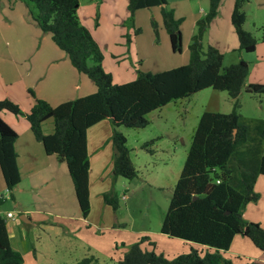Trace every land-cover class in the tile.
I'll list each match as a JSON object with an SVG mask.
<instances>
[{"label": "trees", "instance_id": "trees-1", "mask_svg": "<svg viewBox=\"0 0 264 264\" xmlns=\"http://www.w3.org/2000/svg\"><path fill=\"white\" fill-rule=\"evenodd\" d=\"M24 1L32 5L28 9L29 18L42 32L49 34L71 66L92 81L95 91L52 106L34 98L28 90L33 104L26 113L7 99L0 100V111L23 115L44 153L55 155L65 164L81 218L89 211L85 149L88 127L109 119L112 174L131 180L136 170L129 158L126 138L117 130L118 126L143 128L148 122L145 115L150 111L207 87L225 91L232 101L227 113L203 111L199 115L160 222L159 231L187 243L188 251L169 258L143 250L141 245H153V242L149 236L141 235L121 252L115 264H236L222 255L236 234L264 252V230L258 223L241 216L243 206L258 198L253 186L257 175H264V155H259V144L253 155H247L246 149H238L249 141L252 128L249 121L240 116L237 100L241 92L264 94V84L246 83L248 67L243 59L222 66V53L210 44H201L206 27L218 14L221 0H207V9L195 21L187 46V63L153 73L136 70L132 80L120 84L112 83L110 74L102 69V53L90 31L76 16L77 0ZM247 1L233 0L229 20L237 40L236 49L251 52L258 41L264 42V26L260 28L258 40L242 28L245 19L242 6ZM152 6L160 8L170 50L180 52V18L174 17L165 0H127L126 3L130 18L135 10ZM151 26L156 41L158 34L153 21ZM138 31L135 29L133 34ZM47 119L52 120V132L43 134L40 126ZM258 121L254 128L260 136L262 129ZM15 137L16 133L0 119V174L9 197L20 180L12 148ZM151 142H142L140 147L151 153ZM101 197L104 204L116 209L118 199L114 193L106 192ZM21 262L22 255L10 247L5 222L0 218V264ZM75 264L97 263L96 258L89 255ZM241 264L264 262L245 259Z\"/></svg>", "mask_w": 264, "mask_h": 264}, {"label": "rangeland", "instance_id": "rangeland-1", "mask_svg": "<svg viewBox=\"0 0 264 264\" xmlns=\"http://www.w3.org/2000/svg\"><path fill=\"white\" fill-rule=\"evenodd\" d=\"M11 1H18L25 8L26 15L28 16V9L32 8V5H27L24 0ZM77 1L78 5L75 13L79 23L96 36L98 41L103 42L110 35L116 36L118 33L117 28L122 31L119 38L121 43L118 44L127 46L130 43L131 49L137 46L139 58H141L142 55L147 54L149 49L152 48L150 44H159L158 37L159 41L161 40V36L166 38V33L161 23L159 6L137 9V12L140 13L135 20L133 16L129 17L126 5L124 6V2L120 4V0ZM196 2V0H187L190 12L195 13L197 16L199 15L198 18H200L202 14L197 10L198 3ZM125 9V14L122 16L121 13ZM154 10L155 12L157 10L158 17L156 18L152 14ZM242 11L245 15L242 28L250 32L258 40L260 28L264 26V0H248V2L243 4ZM151 21L155 24L158 34V37L156 35V41ZM135 29H139V31L134 36ZM232 33L234 34L233 31ZM127 38H129V41H126ZM104 45L105 42H103L102 47ZM142 46H145L144 50L140 49ZM237 55H240L241 59L247 63L248 72L246 80L251 76H255L254 68L258 61L255 50L251 52L239 51L237 49L232 50L224 54L222 66L234 63V61L236 62ZM104 66L107 69L105 72L111 71L113 81L119 82L132 80L136 75V70L153 73L159 72L160 69L166 67L149 64L147 59H143L142 63L131 60L125 50H122L119 54H115L114 57L110 56L108 51ZM237 100L240 116L249 121L252 128L251 138L249 136V141L238 147V149H246L247 155H253L259 144V155H264V94L258 95L241 92ZM231 106L232 101L225 91L213 90L207 87L150 111L145 115L148 122L143 128L132 129L118 126L117 130L126 138L129 158L136 170V176L131 180H127L121 176H117L116 181L111 179L106 181L107 178L105 176H101V179H99L105 180V184L115 190V195L118 199L116 209H111L115 215L114 227L109 230H98L97 228H92L87 223H83L81 218L80 221L73 219L72 206H66L64 201H61L58 207L54 206L52 211L53 213L62 211L61 213L64 212V215L72 217L53 216V222L55 223H50L49 221L35 225L24 224L18 219V213L15 211L13 219L25 230L24 239L22 241L19 239V251L32 252L35 258L34 262L31 261L33 264H75L82 257L89 255L96 258L97 264H115L117 258L121 256V252L128 245L135 243L139 236L147 235L153 242V245L144 243L140 246L143 250H151L156 254H162L169 258L175 255L173 254V249L177 248V246L183 248L184 251L182 252H187L189 247L187 243L159 232L160 222L166 210L172 186L181 169L187 147L190 143L191 133L199 115L203 111L227 113L231 110ZM256 121L260 122L261 125L260 129H262V132L260 136H258V131L254 128ZM148 140H152L149 145V148L152 150L151 153L140 147L142 142ZM260 178V181L256 183V187H253V190L258 194V198L256 201L248 202L243 206L241 216L248 221L258 223L264 230V175ZM92 184L95 185L93 191ZM100 189L102 188H100L96 178H90V198H88V201L90 199V216L92 219H98L100 216L98 207L99 202H101V197L98 195ZM62 191L64 192L61 196L63 198L65 195L69 196L75 213H78L69 178L67 191L65 189ZM121 194L129 197V200L121 199ZM17 195L25 198L28 202V194L22 192L17 193ZM6 196L7 194L3 190L2 196H0V205L4 203L12 204L11 199ZM49 197L52 196L49 195ZM125 203L126 206H124ZM60 222L72 224L75 228H72L71 232L68 233L63 227L59 226L58 223ZM238 236L242 238L241 235ZM106 239H109V243L112 239L115 241L111 242V244L107 243V248L108 246L109 248L103 253L99 248L106 247L103 244V241ZM244 240L245 245L236 246L238 247L236 251L239 254H233L226 250L222 255L230 258L236 264L243 263L245 259L255 260L257 256H254V252L264 257L263 251L254 247L247 238H244ZM235 256H239L240 258H236ZM28 261H26V264H31Z\"/></svg>", "mask_w": 264, "mask_h": 264}, {"label": "crops", "instance_id": "crops-1", "mask_svg": "<svg viewBox=\"0 0 264 264\" xmlns=\"http://www.w3.org/2000/svg\"><path fill=\"white\" fill-rule=\"evenodd\" d=\"M126 1L120 0V4L124 2L125 6ZM165 1L167 6L172 9L174 17L180 18V52H172L170 50L167 35L166 38L161 36L160 41L158 37L160 46L159 44H150L152 48L149 49V52L139 58L137 46L131 49L130 43L127 46L118 44L121 43L119 41L122 34L121 30L116 28L118 30L117 35H110L107 40L103 41L105 42L104 47H102L103 42L98 41L96 36L91 34L102 51L101 67L104 71H107L104 62L108 51L110 56L114 57L115 54H119L122 50H125L131 60L142 63L143 59H147L149 64L166 66L160 69V71L187 63V46L194 32L195 21L199 15L197 16L195 13L190 12L187 0ZM196 1L198 3L197 10L203 15L207 9L208 1ZM232 3L233 0H221L218 14L210 21L201 39L202 45L210 44L217 48L222 53V60L224 54L237 48V40L232 33L233 30L229 23ZM125 11L126 9L121 13L122 16H124ZM139 13L137 10L134 12L133 17L135 20ZM152 14L155 18L158 17L157 10L156 12L154 10ZM140 49L144 50L145 46H142ZM254 50L258 59L257 65L254 68L256 75L249 76L248 80L245 79L246 83L264 82V42H258ZM238 58H241L240 55L236 56V60ZM108 73L113 83L120 84L126 82L113 81L111 71H108ZM28 90H31L34 98L42 99L50 105L55 106L61 102L91 94L95 91V87L90 79L71 66L65 53L53 43L49 34L42 32L28 18L25 8L18 1L0 0V100L7 99L16 104L22 113H26L33 104V97L28 93ZM0 119L16 133L12 148L15 153V163L20 180L11 191L12 197H9L5 192L0 174V196H2V191L4 190L7 194L6 197L11 199L12 202V204L4 203L0 205V215H3L5 212H11V216L3 220L10 247L19 251V239L21 241L24 239L25 230L13 219L15 211L18 213V219L20 215H24L28 219L26 222L19 219L24 224L35 225L49 221L50 223H55L53 222V216L72 217L64 215V212L61 213L62 211L53 213V207H58L61 201H64L66 206H72L73 219L80 221L81 217L78 214L79 210L78 213H75L69 196L65 195L64 198L61 196L64 192L62 190L65 189L67 191L69 178L63 162H59L53 154L47 155L44 153L40 142L34 139L28 122L23 115H15L2 110L0 111ZM40 128L43 134L51 133L52 120L47 119L43 121ZM110 133L111 125L107 118L91 125L85 131V149L88 159V198H90V178H96L100 188H102L98 191L99 197L106 192L115 194V190L112 187H108L105 184V180L102 179L104 182L99 180L101 176H105L107 178L106 181L108 179L116 181L111 168L113 150L110 142ZM261 176L257 175L253 187H256V183L260 181ZM94 187L95 185L92 184V191ZM22 192L28 194V202L25 198L17 195V193ZM49 195L52 197H49ZM120 198L129 200V197H125L122 194ZM102 203L101 197V202L98 205L100 216L98 219H92L90 216L91 203L89 199L88 214L85 218L81 219L83 223H87L92 228L109 230L115 224L114 211L111 210L109 205ZM124 206H126V203ZM49 218L50 220H48ZM58 224L68 233L71 232L72 228H75L72 224H67L66 222ZM238 235L240 234L234 235L231 239L227 249L230 253L239 254L236 251L237 248L242 244L245 245V237L241 235V238ZM105 241H103V244L106 247L99 248L103 253L109 248V246L107 248V243L111 244L115 240L112 239L110 243L109 239ZM179 247L175 248L174 245L173 254L184 251L183 248ZM20 253L22 255L21 264H26L27 260H29L28 263L33 264L35 258L32 252L23 251ZM254 254V256H257L255 260L264 261V257H261V254L257 252H254Z\"/></svg>", "mask_w": 264, "mask_h": 264}, {"label": "built area", "instance_id": "built-area-1", "mask_svg": "<svg viewBox=\"0 0 264 264\" xmlns=\"http://www.w3.org/2000/svg\"><path fill=\"white\" fill-rule=\"evenodd\" d=\"M10 216H11V212H5L3 215H0V218L5 219V218L10 217Z\"/></svg>", "mask_w": 264, "mask_h": 264}, {"label": "water", "instance_id": "water-1", "mask_svg": "<svg viewBox=\"0 0 264 264\" xmlns=\"http://www.w3.org/2000/svg\"><path fill=\"white\" fill-rule=\"evenodd\" d=\"M19 219L24 221V222L28 221V219L26 217H24V215H20Z\"/></svg>", "mask_w": 264, "mask_h": 264}]
</instances>
